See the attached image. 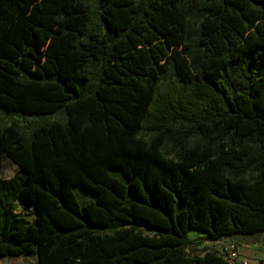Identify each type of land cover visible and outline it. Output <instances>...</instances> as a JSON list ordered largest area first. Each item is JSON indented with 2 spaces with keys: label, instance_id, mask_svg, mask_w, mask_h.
I'll return each instance as SVG.
<instances>
[{
  "label": "trees",
  "instance_id": "1",
  "mask_svg": "<svg viewBox=\"0 0 264 264\" xmlns=\"http://www.w3.org/2000/svg\"><path fill=\"white\" fill-rule=\"evenodd\" d=\"M56 113L0 127V258L226 264L189 231L264 230V0H0V114Z\"/></svg>",
  "mask_w": 264,
  "mask_h": 264
},
{
  "label": "rangeland",
  "instance_id": "2",
  "mask_svg": "<svg viewBox=\"0 0 264 264\" xmlns=\"http://www.w3.org/2000/svg\"><path fill=\"white\" fill-rule=\"evenodd\" d=\"M95 24H98L97 21H94ZM179 88V84L172 78L171 76H167L160 84L159 86V92L162 94L165 91L174 92ZM63 119L62 114L56 113L50 117L47 118H41V119H22L15 117L14 119H10L5 117L4 115L0 114V127L9 125L11 123H17L19 126L23 127L24 132H29L31 129H33L36 126L43 125L50 121H61ZM197 140L196 136H193L190 138V142H195ZM18 174L17 167L13 165L10 161L7 159H4L1 166H0V179L2 180H9L13 177H15ZM78 196L82 201H87L91 197V193L87 191H78ZM17 211L23 215L29 222L33 223L34 221V212L31 207H28L24 203H21L20 201H17ZM194 231H189L188 237L192 239L194 242H197L200 244L199 246L189 249L188 253H202L203 248L208 249H215L216 247H219L216 244H208L203 245L204 239H202L200 236H195ZM0 264H36V257H26V256H19V257H12V258H0Z\"/></svg>",
  "mask_w": 264,
  "mask_h": 264
},
{
  "label": "crops",
  "instance_id": "3",
  "mask_svg": "<svg viewBox=\"0 0 264 264\" xmlns=\"http://www.w3.org/2000/svg\"><path fill=\"white\" fill-rule=\"evenodd\" d=\"M195 236H200L202 239L204 235L194 231ZM238 245L239 253L242 256L264 263V230L254 234L234 235L231 236ZM212 243L203 242V245Z\"/></svg>",
  "mask_w": 264,
  "mask_h": 264
},
{
  "label": "built area",
  "instance_id": "4",
  "mask_svg": "<svg viewBox=\"0 0 264 264\" xmlns=\"http://www.w3.org/2000/svg\"><path fill=\"white\" fill-rule=\"evenodd\" d=\"M214 244L219 246L215 250L218 251L226 264H264L261 261L242 256L239 253L237 243L232 239H225Z\"/></svg>",
  "mask_w": 264,
  "mask_h": 264
}]
</instances>
